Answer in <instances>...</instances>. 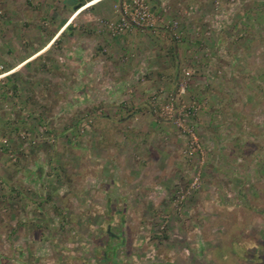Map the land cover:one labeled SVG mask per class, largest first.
I'll return each instance as SVG.
<instances>
[{"label": "rangeland", "instance_id": "obj_1", "mask_svg": "<svg viewBox=\"0 0 264 264\" xmlns=\"http://www.w3.org/2000/svg\"><path fill=\"white\" fill-rule=\"evenodd\" d=\"M83 1L0 0V264H264V0H142L140 24L133 0L80 4L78 36L135 31L138 51L64 103L60 53L17 64L26 27Z\"/></svg>", "mask_w": 264, "mask_h": 264}, {"label": "crops", "instance_id": "obj_2", "mask_svg": "<svg viewBox=\"0 0 264 264\" xmlns=\"http://www.w3.org/2000/svg\"><path fill=\"white\" fill-rule=\"evenodd\" d=\"M64 1H74V0H64ZM107 0H84L82 3L78 2L77 5L74 6L70 4L68 6L71 8V13L66 14V17L60 18V20H57V23L55 26H53L52 32H50L46 36H42L40 34H37V32L34 31V29H31L32 26H28L25 29V37L27 38V42L25 44L26 48L24 50V54L21 56L20 61L18 62V69L19 71H23L27 69V67L32 63L33 61L36 62H42L44 61L45 57L49 53H60L58 55V60H55V63L52 62L51 64L47 61H45L44 71L47 72V75L50 77L48 80L51 81L52 77L54 76L55 69L57 67H60L59 77H56L55 79H52L51 85L53 84L57 87V90L53 91V97L59 98L58 100H62L64 103H72V102H78L80 97H84V95L90 94V91L88 88H90L92 85L97 88H102L109 83L104 81L103 73H106V70H104V58L103 55H107V52L110 51L112 55L117 54H123L126 53V50H129L128 48L134 47L138 51V43H137V36L138 33L135 31L127 36L119 37L115 39L114 43H111L110 45L113 47H107V40L105 37L101 35H97L96 33H88L83 35H77L75 31L72 30V28L69 26L68 23L72 21L74 18H76L81 11L84 9L77 10L79 8L80 4H84V7L86 8H94L95 6H101L103 5V2H106ZM63 5H61L62 7ZM77 10V11H76ZM27 26V24L25 25ZM32 30V31H30ZM65 40H63V39ZM61 41L62 43H58V41ZM32 41V43H30ZM56 44L57 46H55ZM97 46L98 51H95V47ZM22 50V51H23ZM174 54H178L177 48L174 47V50H172ZM129 51H127L128 53ZM171 47L168 48V53L170 54ZM106 53V54H105ZM179 55V54H178ZM169 56V55H168ZM51 60V59H50ZM58 61V62H57ZM74 65L76 67L77 72L80 73L79 76H81L79 83H74L72 80L66 81L68 76L67 73H65L66 69L70 67L69 65ZM56 65V66H55ZM16 66V65H15ZM36 70L38 66L36 65ZM43 67V65H42ZM40 69V68H39ZM117 69V75L118 80H120L119 85L126 84L125 82H121L123 79L129 80V78L132 76V74L135 71V64H127V63H118V66L115 67ZM68 70V69H67ZM121 73V74H118ZM115 74V75H116ZM10 74L5 75L4 77H8ZM2 77V76H1ZM115 79V77H114ZM59 80V81H58ZM112 80V79H111ZM110 80V81H111ZM47 83L46 81H44ZM72 82V83H71ZM50 82H48L49 84ZM111 83V82H110ZM39 83H35V86H38ZM41 84V91L43 92V87L46 88ZM40 86V85H39ZM53 88V87H52ZM21 89V87H20ZM88 89V90H87ZM78 99V100H77Z\"/></svg>", "mask_w": 264, "mask_h": 264}, {"label": "built area", "instance_id": "obj_3", "mask_svg": "<svg viewBox=\"0 0 264 264\" xmlns=\"http://www.w3.org/2000/svg\"><path fill=\"white\" fill-rule=\"evenodd\" d=\"M141 1L142 0H133L131 3H133V4H137L138 6H137V8H138V10H134V16L133 17H131V19H130V16H127V19H128V17H129V19L131 20V22L134 24H140V23H142V21H144L145 19H146V17L148 16V11H147V9H146V6H143L142 4H141ZM130 6H132L130 3H128V4H124L123 3V11L124 12H126V9L128 8V7H130ZM125 19L124 18H121L120 19V23L118 24V29L119 30H122V28H126L127 27V25H126V23H125ZM140 22V23H139ZM180 92H183V88H181V90H180ZM0 145H2V146H4V147H8V143H7V141L4 139V140H0Z\"/></svg>", "mask_w": 264, "mask_h": 264}]
</instances>
